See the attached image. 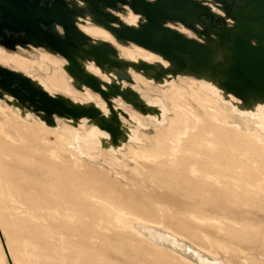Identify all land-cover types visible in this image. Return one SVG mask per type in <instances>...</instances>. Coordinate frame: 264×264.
I'll return each instance as SVG.
<instances>
[{"label":"rangeland","instance_id":"rangeland-1","mask_svg":"<svg viewBox=\"0 0 264 264\" xmlns=\"http://www.w3.org/2000/svg\"><path fill=\"white\" fill-rule=\"evenodd\" d=\"M72 1L55 0L65 6ZM194 1L208 11L193 23L166 19L163 27L198 43L206 38V32L219 46L232 41L236 20L229 12L238 11L243 0ZM100 9L111 13L112 23L120 27L131 26L128 11L140 15L130 8L129 0ZM72 24L78 29L98 25L79 18ZM49 25L65 38L64 26L57 22ZM249 41L255 45L258 40L251 37ZM107 43L122 57L127 50L135 51L131 42L124 47L112 39ZM0 50L4 56L36 61L40 67L34 65L29 77L64 82L76 98L60 89L50 90L68 100H84L89 93V100L101 103L96 94L71 86L61 67L64 56L49 52L46 44L0 43ZM0 64L17 69L11 63ZM89 67L95 71L92 64ZM131 74L134 82L126 80V86H133L146 102L161 98L169 108L166 122L151 125L143 111L124 98L117 99V105L114 102L109 107L118 106L122 117L117 116L138 134V140L129 138L117 150L99 145L97 158L79 156L61 135L71 126L76 128L73 134L81 137L91 129L90 122L73 126L67 116L54 113L48 127L36 112L21 114L17 105L0 93V236L11 263L264 264V139L249 131L228 143L223 130L214 126L211 107H200L186 90L185 85L198 79L178 76L172 89L173 83L160 84ZM189 109L198 120L194 121ZM183 121L196 127L182 138L184 149L175 162L163 156L154 159L157 151L166 150L168 137L184 127ZM208 137L213 141L206 142ZM75 141V145L83 143ZM241 153H245V162ZM193 159L200 161L199 167L211 166L217 160L245 171L238 180L204 179L198 170L192 172ZM138 219L155 225L157 232L145 231V237L138 234L133 228ZM0 264H8L1 239Z\"/></svg>","mask_w":264,"mask_h":264},{"label":"bare ground","instance_id":"bare-ground-1","mask_svg":"<svg viewBox=\"0 0 264 264\" xmlns=\"http://www.w3.org/2000/svg\"><path fill=\"white\" fill-rule=\"evenodd\" d=\"M220 1L223 2V0ZM247 1L250 2L251 0ZM88 5V0H73L69 7L64 8L65 10L63 9L68 15L62 17V19L64 21H72L79 16L78 12L84 11L82 17L96 22L98 25L95 26L98 28L82 26V29H79L82 32L80 33L68 24V36L71 39L70 43L67 40L64 41V47L59 51L50 47L47 48L49 52L55 54L63 53L65 55L63 57L65 63L62 64L61 67L68 75V81L71 86L78 87L84 90V92L87 90L94 95L96 94L101 100V103L95 100H89L92 99L89 93H87V98H83L88 101L80 99L68 100L65 95H59L57 92L50 90L60 89L62 92L76 98L77 95L74 94L64 82H58L54 79L44 80V78L41 81L39 78L29 77L28 74L30 69H32L34 65L38 68L40 67L36 61H30L18 56H4L0 50V61L11 63L13 67L26 72V74H24L17 69L9 68L27 79L30 87L35 90L48 91L49 94L58 98L67 106L83 111V114L81 113L80 115L66 114L68 122L73 126L82 124L83 122H90L92 126L91 129L85 135L78 138L76 133L73 134L76 128L74 129L71 126L66 128V132L63 131L61 134L65 135H63V138L66 144H69L79 156L84 154L96 157V148H98L99 145L103 148L107 147L117 150L122 147L129 138L138 140V136H135L138 134L132 132V129L130 130L129 126L117 116H121L120 114H122L118 106L114 105L113 109L109 107L110 104L114 102L117 105V99L120 100L124 98L137 110L143 111L146 116H149L148 118L150 119H147V121L151 125L157 126V124L166 122L169 108L161 98L152 97L146 102L133 86H126V80H133L131 72L137 73L151 82L156 80L160 84H172L173 79H176L178 76H188L198 79L195 84L190 83L187 86L185 85L186 90L189 96L193 98L200 107L206 108L205 104L211 107L209 109L211 110L214 126L223 130L225 134L224 138L228 140V143L232 141L233 138L245 135L249 131L254 132L258 139L261 137L264 139V86H255L252 89H241V86L237 83L238 81L235 73L232 71V66H234L233 55L236 52L237 45L239 42L246 41L248 35L252 33L259 36L260 45L264 47V6L256 7L253 5L250 13H246L247 8L245 9L244 7L239 11L233 12L239 20V28H233L238 38L235 43H233V41H227L224 45L219 46L214 42L210 33L206 32V38L201 39L199 42L200 44L190 41L185 42L182 49H187V51H172L171 57H165L161 52L153 48H146L142 45L133 43L135 51L131 52L127 50L124 57L129 59H126L120 54H116V49H114L116 47L113 48L107 43V40L112 39L114 43L121 47L126 46L125 44L127 42L125 40L116 39L115 33L111 30L114 26L109 24L108 18L102 16L101 13L95 12ZM178 6H180V4ZM59 12V9H56L54 11L52 10L51 14L55 17H60L58 16ZM198 12L203 13L207 12V10L197 5L192 9L184 8V10L177 9L175 11V13L183 17L184 20L187 19L192 22L197 20L196 14ZM128 14L130 15V24L134 28L138 27L139 23L144 22V18L141 15L129 11ZM258 20L262 21V23H258ZM164 33L166 32L162 29L153 31V35L158 39H160ZM83 35H87L89 39H85ZM222 36H225V34L223 33L221 37ZM30 40L35 43L38 39L37 37H33V39ZM189 51H192L191 54ZM198 53L202 56L201 60L196 59V56H199ZM90 64L94 66L95 71L89 67ZM0 66L3 65L0 64ZM100 77H103V79ZM171 86L173 89L174 83ZM154 89L156 93H160V89L156 87ZM0 93L6 96L9 102L17 105L21 114L26 116L31 113V111H34L38 114L40 122L51 127L53 115L48 117L46 112L38 107H34L22 93L14 91L6 85H0ZM99 96L101 98L104 97L107 102L103 101ZM91 110L97 111L98 114L89 116L88 112ZM188 113L192 115L194 121L198 120L199 117L194 111L189 109ZM131 118L136 123H141L135 114H131ZM104 119L116 127V133L114 135L108 130H105L102 126V120ZM183 124L184 127L175 131L168 137L166 150L162 152L157 151L153 155L154 159L163 156L162 158H164V160L172 164L175 162L176 155L184 149L182 138L185 137L190 129L196 127L195 125H187L186 121H183ZM71 136H74L75 139L82 140L83 143H81V145L76 143L77 145H75L73 142L75 139L73 137L71 138ZM72 139L74 140L72 141ZM211 141H213V139L210 137L206 140V142ZM241 156L243 157L242 160L245 162V153H241ZM194 164L199 167L200 161L197 159L191 160L192 172H197L198 170L204 179L208 178L215 181H218L217 179L238 180L241 172L245 171L244 167L239 166L234 170L231 169L228 164L225 163L224 165V163H219L217 160H213L211 166H200L198 169H194ZM193 176L200 177L199 174L194 173ZM252 183H255V181ZM133 228L143 237L146 235L145 231H156L154 230L156 229L155 225L139 219L133 221ZM164 234L166 235V233ZM170 234L172 233L170 232ZM161 235L163 236V233ZM172 235H174V233ZM162 238L163 237H161V239ZM165 238L168 239L167 237ZM0 239L7 262L8 264H12L5 242L1 236ZM177 245L180 247L182 246L179 242ZM205 261H207V259ZM213 261L214 260H212V263H214Z\"/></svg>","mask_w":264,"mask_h":264},{"label":"water","instance_id":"water-1","mask_svg":"<svg viewBox=\"0 0 264 264\" xmlns=\"http://www.w3.org/2000/svg\"><path fill=\"white\" fill-rule=\"evenodd\" d=\"M125 1L126 0H88V6L95 12L101 13L102 16L108 18L109 24L115 27H112L111 30L115 33L116 39L125 40L127 43L131 42L139 44L146 48H153L161 52L165 57H171L172 51L178 52V50H185L182 49L184 43L194 41L184 38L163 27L162 22L166 19H174L183 23H193L191 20H184L183 17L178 16L175 13L177 9H192L198 5L208 11L206 7L194 0H129L130 8L134 12L142 15L144 17V22L139 23V26L136 28L133 26L120 27L112 23L114 16L111 13L104 12L100 7H115L117 2ZM243 2L244 4L240 9L242 7L245 9L247 8L246 13L252 11L253 5L256 7L264 6V0H251L250 2L243 0ZM177 4H180V6ZM64 8H66V6ZM64 8L54 6L53 4L51 6H48L47 4L40 6L38 0H0V33L2 34L4 30H8L10 33H17V39H23L26 41L33 39V37H37V39L45 41L48 47L59 51L64 47V41L67 40L69 43L71 41L68 36V24L74 27L78 32L82 33L72 24V22L64 21L62 19V17L68 15L67 12L64 11ZM56 9H59L60 12L58 13V16L60 17H55L51 14L52 10L54 11ZM204 13L206 12H198L196 15L198 17ZM229 15L236 20L235 26L239 28L238 18L233 12H229ZM52 22H57L64 26L65 38H53L50 33L43 29V27H46ZM258 23H262V21L258 20ZM159 29L166 32L162 34L160 39L153 35V31ZM22 31L24 34H19ZM233 33L234 39L232 41L235 43L238 38L234 29ZM10 36L12 37V34H10ZM83 36L85 39H89L87 35ZM251 37L258 40L255 45L250 43L249 40ZM194 43L200 44L198 42ZM185 51H187V49ZM189 52L191 54L192 51ZM58 54L65 56L63 53ZM201 57V55L196 56V59L201 60ZM233 63L234 66H232V71H234L238 81L237 83L241 86V89H252L255 86H264V47L260 45L259 36L251 33L248 35L246 41L244 40L238 43L236 52L233 55ZM13 83H17L16 86L12 87ZM0 85H6L14 91L22 93L23 96L34 105V107H38L46 112L48 117L54 113L63 116H66V114H83V111L67 106L58 98L44 91L35 90L30 87L27 79L22 75L3 66H0ZM97 114V111L94 110L88 112L89 116ZM102 121L104 129L114 135L116 133V127L105 119ZM83 156L92 157L84 154Z\"/></svg>","mask_w":264,"mask_h":264},{"label":"flooded vegetation","instance_id":"flooded-vegetation-1","mask_svg":"<svg viewBox=\"0 0 264 264\" xmlns=\"http://www.w3.org/2000/svg\"><path fill=\"white\" fill-rule=\"evenodd\" d=\"M38 1H39V5L40 6H44L45 4H47L48 6H51L53 4L54 6H59L60 8H64L65 7V5L57 4L55 2V0H38ZM66 7H69V6H66ZM76 18H79L80 20H83V21L89 20L88 18H85V17H82V16H77ZM73 20L72 21H68V22H72L73 23ZM80 25H84V24H80ZM87 26H95V25H87ZM43 29L46 30L48 33H50L53 36V38L59 37V38H62L63 39V35L60 34L54 28H51L50 25H47L46 27H43ZM10 34H12V37L10 36ZM19 34L23 35L24 33L22 31ZM17 36H18L17 33H10L8 30H4L2 32V34L0 33V43L1 44H5V45H8V46H13L16 43H23V42L33 43V42H31V40L26 41V40H23V39L22 40L17 39ZM36 41L37 42H35V44L36 43L46 44V46L48 47L47 43L45 41H43L42 39H38ZM62 59H63V57H62ZM64 63H65V61H64Z\"/></svg>","mask_w":264,"mask_h":264},{"label":"crops","instance_id":"crops-1","mask_svg":"<svg viewBox=\"0 0 264 264\" xmlns=\"http://www.w3.org/2000/svg\"><path fill=\"white\" fill-rule=\"evenodd\" d=\"M81 29H82V27H81Z\"/></svg>","mask_w":264,"mask_h":264}]
</instances>
